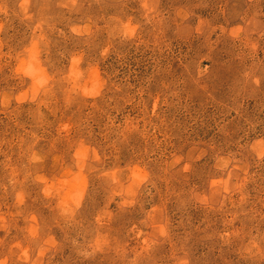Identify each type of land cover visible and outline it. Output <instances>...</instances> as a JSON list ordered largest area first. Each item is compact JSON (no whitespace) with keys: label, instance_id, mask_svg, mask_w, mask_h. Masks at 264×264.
<instances>
[{"label":"rangeland","instance_id":"rangeland-1","mask_svg":"<svg viewBox=\"0 0 264 264\" xmlns=\"http://www.w3.org/2000/svg\"><path fill=\"white\" fill-rule=\"evenodd\" d=\"M0 264H264V0H0Z\"/></svg>","mask_w":264,"mask_h":264}]
</instances>
